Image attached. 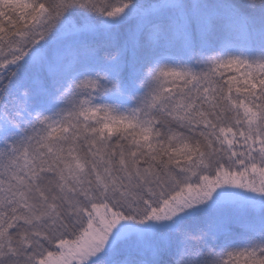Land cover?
Masks as SVG:
<instances>
[{"label":"snow or ice","instance_id":"obj_1","mask_svg":"<svg viewBox=\"0 0 264 264\" xmlns=\"http://www.w3.org/2000/svg\"><path fill=\"white\" fill-rule=\"evenodd\" d=\"M0 264H264V0H0Z\"/></svg>","mask_w":264,"mask_h":264}]
</instances>
